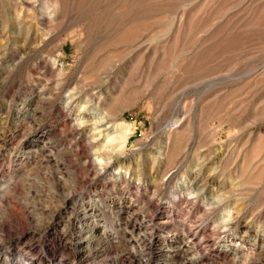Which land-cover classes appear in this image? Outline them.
<instances>
[{
	"label": "rangeland",
	"instance_id": "obj_1",
	"mask_svg": "<svg viewBox=\"0 0 264 264\" xmlns=\"http://www.w3.org/2000/svg\"><path fill=\"white\" fill-rule=\"evenodd\" d=\"M0 264H264V0H0Z\"/></svg>",
	"mask_w": 264,
	"mask_h": 264
},
{
	"label": "bare ground",
	"instance_id": "obj_2",
	"mask_svg": "<svg viewBox=\"0 0 264 264\" xmlns=\"http://www.w3.org/2000/svg\"><path fill=\"white\" fill-rule=\"evenodd\" d=\"M106 128H102L101 130H105Z\"/></svg>",
	"mask_w": 264,
	"mask_h": 264
}]
</instances>
